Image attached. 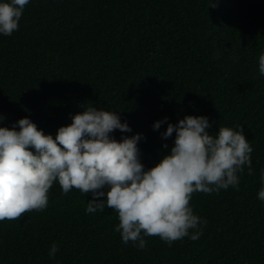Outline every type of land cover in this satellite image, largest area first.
Returning <instances> with one entry per match:
<instances>
[{"label":"trees","instance_id":"trees-1","mask_svg":"<svg viewBox=\"0 0 264 264\" xmlns=\"http://www.w3.org/2000/svg\"><path fill=\"white\" fill-rule=\"evenodd\" d=\"M262 52L264 0H30L18 30L0 35V127L29 116L55 137L83 107L119 111L132 132L114 135L142 133L148 169L174 146L155 122L204 115L213 135L243 125L252 174L192 194L207 221L199 239L148 236L144 249L122 242L115 210L87 213L91 193L54 182L45 210L0 221V264H264Z\"/></svg>","mask_w":264,"mask_h":264},{"label":"clouds","instance_id":"clouds-1","mask_svg":"<svg viewBox=\"0 0 264 264\" xmlns=\"http://www.w3.org/2000/svg\"><path fill=\"white\" fill-rule=\"evenodd\" d=\"M29 3L0 0V35L11 36L18 30ZM259 74L264 76V52L259 56ZM83 108L72 116L70 125L59 127L55 137L45 134L29 116L14 122L11 129L0 127V221L45 210L49 190L58 182L65 195L73 188L91 193L87 213L103 212L106 207L115 210L119 218L115 231L123 243L131 241L144 249L145 237L159 236L171 246L186 236L199 239L202 225L207 224L190 204L194 192L238 188V174L245 166L252 174L253 148L243 125L220 126L213 135L207 116L187 115L175 124L165 117L153 129L167 123L161 138L167 140L175 133L174 146L158 164L146 169L138 147L146 139L142 133L117 140L116 130L132 132L119 111ZM4 120L0 114V123ZM163 147L167 149L168 144ZM257 198L264 201V186ZM58 250L53 243L49 256Z\"/></svg>","mask_w":264,"mask_h":264}]
</instances>
